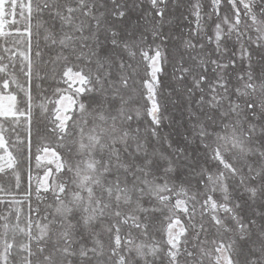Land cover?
<instances>
[{
    "label": "snow or ice",
    "instance_id": "snow-or-ice-1",
    "mask_svg": "<svg viewBox=\"0 0 264 264\" xmlns=\"http://www.w3.org/2000/svg\"><path fill=\"white\" fill-rule=\"evenodd\" d=\"M0 264H264V0H0Z\"/></svg>",
    "mask_w": 264,
    "mask_h": 264
},
{
    "label": "trees",
    "instance_id": "trees-1",
    "mask_svg": "<svg viewBox=\"0 0 264 264\" xmlns=\"http://www.w3.org/2000/svg\"><path fill=\"white\" fill-rule=\"evenodd\" d=\"M46 86V85H45Z\"/></svg>",
    "mask_w": 264,
    "mask_h": 264
}]
</instances>
